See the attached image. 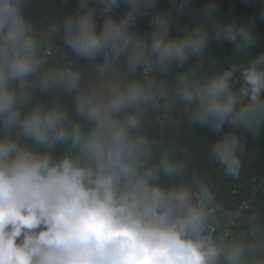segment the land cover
I'll return each instance as SVG.
<instances>
[{
    "label": "clouds",
    "instance_id": "1",
    "mask_svg": "<svg viewBox=\"0 0 264 264\" xmlns=\"http://www.w3.org/2000/svg\"><path fill=\"white\" fill-rule=\"evenodd\" d=\"M29 2L0 0V128L5 133L0 136V264H217L224 249L203 235L212 211L206 210L210 190L203 184L199 192L183 184L159 186L161 169L167 176L183 169L167 160L159 167L150 165L156 141L135 133L141 105L166 96L163 85L157 92L149 91L155 83L151 80L148 90L136 81L123 88L112 81L99 92L79 91L75 113L92 125L87 132L59 104L36 103L25 111L32 89L70 95L81 82L79 72L70 68L77 64L42 70L33 24L24 14ZM121 2L128 11L114 19L111 13ZM90 3L78 0L76 13L64 18L62 39L80 58L95 60L103 54L100 77L122 57L133 71L140 65L147 71L153 64L166 71L174 62L184 64L189 55H200L210 39H239L247 46L255 42L249 26L216 21L211 35L207 27L197 26L171 38V19L160 13L153 17L149 42L132 26L157 0H98L105 15L99 29ZM186 7L182 0L176 10L183 14ZM215 12V4L203 9L208 18ZM237 71L233 66L195 84L178 77L177 95L194 105L190 123L214 134L225 124L259 132L264 123V54L243 68L238 92L232 84ZM16 129L12 138L9 133ZM21 135L49 148L71 142L78 154L54 160L48 152L22 145ZM239 145L234 133H226L211 146L210 159L235 176L241 167ZM244 250L234 243L227 251L228 264H242Z\"/></svg>",
    "mask_w": 264,
    "mask_h": 264
},
{
    "label": "trees",
    "instance_id": "2",
    "mask_svg": "<svg viewBox=\"0 0 264 264\" xmlns=\"http://www.w3.org/2000/svg\"><path fill=\"white\" fill-rule=\"evenodd\" d=\"M158 2L155 8L147 9L145 15L138 16L136 30H140L142 36L147 35L150 39L154 31L152 20L158 13ZM188 8L175 21H171V38L183 37L185 30L190 31L197 26L207 27L210 35L213 32V21L218 23L236 22L252 28L255 42L251 46L244 45L243 41L237 40L232 43L227 40L217 41L210 39L205 50L200 55H189L184 64L173 63L168 70H162L154 66L153 81L154 88L159 91L160 85L164 86L166 96L160 101L141 105L139 110L140 125L135 130L138 135L145 136L149 141L155 140L151 145L152 158L149 164L159 167L162 160L175 164L183 171L174 176H167L162 169L157 184L164 188L178 187L181 184L195 188L203 184L207 186L212 195V201L208 205L218 206L220 211L207 218V222L217 227H223L230 220L239 205L251 193L252 170H257L264 177V123L261 124L259 132L253 134L247 132L243 127L232 128L225 124L219 134H214L208 127L192 124L189 122V114L194 110V105L186 104L177 95L178 77L186 76L190 83L203 82L215 74L223 73L225 70L235 66L238 71L233 77V90L237 91L243 86L241 72L249 63L264 54V0H189ZM122 3V14L126 15L129 6ZM215 4L216 12L208 18L203 15V9ZM97 12L98 29L102 25L105 15L99 8ZM143 7V5H141ZM78 10V0H30L24 8L25 16L33 24V35L38 43V55L43 59L42 70L65 69L63 58L73 57L75 63L72 70L78 71L81 77L80 86L72 94H61L58 92L41 93L32 89V98L25 108L31 107L36 102L45 107L59 104L64 108L70 121L78 122L81 128L87 132L92 125L84 118L75 113V97L79 91L89 92L102 91L109 82L118 81L121 87L136 81L144 85L141 78V65L134 71L130 70L122 57L113 60L111 68L104 77H100L98 68L104 63L103 54L98 55L95 60L78 57L68 46L63 43V21L68 15H73ZM254 21V23H253ZM59 28L54 31L53 28ZM50 47L52 55L45 53ZM121 73L120 77L116 74ZM160 97V96H159ZM190 105V106H189ZM193 106V107H191ZM130 111L135 112L136 109ZM123 115V114H122ZM18 129L9 135L16 138ZM234 133L239 141L238 156L241 167L237 175L226 174L223 165L210 159L211 146L217 143L226 133ZM4 130L0 128V136H4ZM22 145L31 147L39 153L48 152L54 160L65 156L76 157L78 149L71 142H57L51 148L36 145L32 140L20 136ZM185 155L188 156L185 159ZM234 243L244 245L242 264H261L264 262V195H261L255 209L243 213L237 221V226L231 235L225 239H218L217 245L224 249L217 264H228L227 251Z\"/></svg>",
    "mask_w": 264,
    "mask_h": 264
},
{
    "label": "built area",
    "instance_id": "3",
    "mask_svg": "<svg viewBox=\"0 0 264 264\" xmlns=\"http://www.w3.org/2000/svg\"><path fill=\"white\" fill-rule=\"evenodd\" d=\"M182 2V0H160L158 2V13L160 14H166L169 15L171 21L177 20L182 14L177 12V7L179 4ZM190 4L189 0H187V7ZM93 6L95 8L101 9V5L98 3V0H91L90 7ZM122 3H120L117 7H115L111 13L113 18H116L119 16V14L123 13L122 12ZM184 13V12H183ZM133 26L137 27V24H134ZM132 30L135 31L138 35H141V31L136 30V28L132 27ZM151 38L149 39L150 42ZM51 48L48 47L46 54L50 55L51 54ZM64 62L65 66H74L76 63L73 59V57L70 58H63L62 60ZM156 64H153L150 69L147 71L145 70V66L141 65V78L142 80L146 83V87L148 84V81H153V75H154V66ZM149 91H157L154 87L153 89ZM161 97L159 95L155 98L154 102L160 101ZM251 173H253L252 176V190L251 193L243 200V202L239 205L237 210L235 211L234 215L230 220L225 222L223 227H217L211 223H208L206 220L205 226H204V232L203 235L205 236H210L212 240L217 243L218 239H225L228 236L231 235L232 230L237 226V221L240 219L241 215L246 212H250L253 209L256 208L258 204L259 197L261 195H264V177L260 175V173L255 169L252 170ZM193 192H198L196 190H192ZM206 210H212L208 218L211 216L216 215L219 211L220 208L218 206H210L206 204ZM219 260V258H218Z\"/></svg>",
    "mask_w": 264,
    "mask_h": 264
},
{
    "label": "rangeland",
    "instance_id": "4",
    "mask_svg": "<svg viewBox=\"0 0 264 264\" xmlns=\"http://www.w3.org/2000/svg\"><path fill=\"white\" fill-rule=\"evenodd\" d=\"M116 75H117L118 77H120L121 73H120V75H119L118 73H117ZM120 78H122V75H121ZM30 101H31L32 104H33V102H34L35 100L31 99ZM36 103H38V102H36ZM36 103H35V104H36ZM189 106H190V105H189ZM191 107H193V106H191ZM187 158H188V156L185 155V159H187ZM189 189H190V188H189ZM191 189H194V190H196V191H198V192H199V190H200V188H199L198 186L196 187V189H195V188H191ZM191 191H192V190H191Z\"/></svg>",
    "mask_w": 264,
    "mask_h": 264
},
{
    "label": "bare ground",
    "instance_id": "5",
    "mask_svg": "<svg viewBox=\"0 0 264 264\" xmlns=\"http://www.w3.org/2000/svg\"><path fill=\"white\" fill-rule=\"evenodd\" d=\"M151 38V37H150ZM48 49V48H47ZM51 50V49H50ZM47 51V50H46ZM46 51H45V53H46ZM52 55V52H51V54L49 55V56H51Z\"/></svg>",
    "mask_w": 264,
    "mask_h": 264
}]
</instances>
